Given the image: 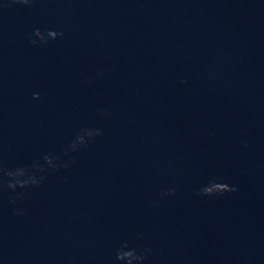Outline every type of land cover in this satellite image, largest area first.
Instances as JSON below:
<instances>
[{
    "label": "clouds",
    "instance_id": "obj_1",
    "mask_svg": "<svg viewBox=\"0 0 264 264\" xmlns=\"http://www.w3.org/2000/svg\"><path fill=\"white\" fill-rule=\"evenodd\" d=\"M33 0H9L11 4H23L30 5ZM33 36L38 38L42 43L46 44L49 40H55L57 38L63 37V32L55 30H46L42 33L39 29L35 30L32 33ZM32 43H36V40H31ZM180 83H185L184 80H181ZM40 96L39 93H34L33 98L38 99ZM110 115L111 113H105ZM99 129H82L76 136V139L70 145V148L75 151L78 146L86 145L87 142L91 141L95 136L101 135ZM55 159H59L56 157ZM45 164L55 170L57 165L54 163L53 158L50 155L44 157ZM65 168L68 167L67 164L63 165ZM33 169L36 171H43V166L39 164H34L30 168H17L14 170L2 169L0 168V185L6 187L7 189L15 192L17 188L19 189H28L37 187L39 181L35 178H32ZM23 177H29V179H23ZM237 191L235 186L230 185L226 181H222L217 178L210 179L207 184L202 186L197 195L201 197H216L222 196L225 193ZM161 195H174V189H168L166 192L161 193ZM15 203V201H12ZM17 215L21 213L16 212ZM147 251L145 246L141 245L139 247L131 246L127 242H122L120 247L115 250V264H141V262L146 259Z\"/></svg>",
    "mask_w": 264,
    "mask_h": 264
}]
</instances>
